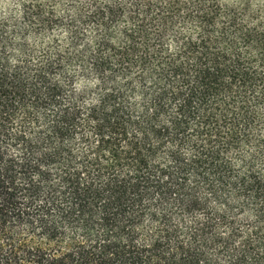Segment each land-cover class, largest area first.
Here are the masks:
<instances>
[{
    "label": "trees",
    "instance_id": "16d2710c",
    "mask_svg": "<svg viewBox=\"0 0 264 264\" xmlns=\"http://www.w3.org/2000/svg\"><path fill=\"white\" fill-rule=\"evenodd\" d=\"M0 264H264V0H0Z\"/></svg>",
    "mask_w": 264,
    "mask_h": 264
}]
</instances>
